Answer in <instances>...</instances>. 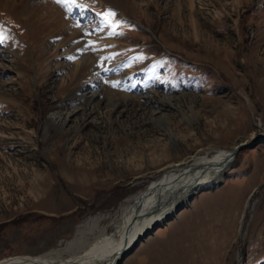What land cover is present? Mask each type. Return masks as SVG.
<instances>
[{
    "label": "rangeland",
    "instance_id": "374dc122",
    "mask_svg": "<svg viewBox=\"0 0 264 264\" xmlns=\"http://www.w3.org/2000/svg\"><path fill=\"white\" fill-rule=\"evenodd\" d=\"M132 1L48 0L38 34L0 6V264L264 135V0ZM182 207L120 264H264V139Z\"/></svg>",
    "mask_w": 264,
    "mask_h": 264
},
{
    "label": "bare ground",
    "instance_id": "6f19581e",
    "mask_svg": "<svg viewBox=\"0 0 264 264\" xmlns=\"http://www.w3.org/2000/svg\"><path fill=\"white\" fill-rule=\"evenodd\" d=\"M18 2H21V10L26 13L27 25L34 33L38 34L43 27H47L43 24V20L46 19L43 14L47 13L48 0H0V6L19 10ZM122 4L133 7L137 11L138 5L135 3L134 5L132 0H122ZM54 16L56 17L53 15L52 18H55ZM60 18L62 16L57 20L52 19L47 28L58 27ZM90 67H93L91 60L85 58L76 67L73 75L86 73ZM18 77L23 78L22 75ZM233 151L194 157L191 161L182 164L178 171L168 174L169 176L162 181L155 183L146 193L133 200V204L129 203L128 206L120 209L114 218L91 219L83 229L77 232L72 241L65 243L64 248L52 250L24 263L16 261L10 264H119L126 250L135 249L136 245L133 244L136 241L145 238L155 228L165 226L173 220L177 210L188 205L191 197L203 189L222 183L226 172L235 161L232 160ZM106 220L108 225L100 228L99 224ZM109 229L112 230L111 233Z\"/></svg>",
    "mask_w": 264,
    "mask_h": 264
},
{
    "label": "water",
    "instance_id": "95a60500",
    "mask_svg": "<svg viewBox=\"0 0 264 264\" xmlns=\"http://www.w3.org/2000/svg\"><path fill=\"white\" fill-rule=\"evenodd\" d=\"M262 139H264V135H260L259 137L253 139V141H251L249 144H241L239 145L238 147L235 148V150L232 152V160H235L237 155L242 151V150H245V149H248V148H251L252 146L258 144L260 141H262ZM193 197H191V200H192ZM183 207L179 208L177 210V214L182 210ZM151 234V233H150ZM150 234H147L146 238L150 235ZM145 238V239H146ZM144 239V240H145ZM143 240V239H142ZM143 240V241H144ZM139 243L136 245L138 246ZM130 252L128 250L125 251L124 255L126 256L127 254H129ZM124 256V257H125ZM125 259V258H124ZM123 258L120 260L119 264L122 263V261L124 260Z\"/></svg>",
    "mask_w": 264,
    "mask_h": 264
},
{
    "label": "snow or ice",
    "instance_id": "6c2138e0",
    "mask_svg": "<svg viewBox=\"0 0 264 264\" xmlns=\"http://www.w3.org/2000/svg\"><path fill=\"white\" fill-rule=\"evenodd\" d=\"M56 2L57 3H61V2H63V0H56ZM75 2H76V0H72V3H75ZM103 15L105 16L106 19H109V23H111V19L110 18L111 17H115L116 13L109 9L107 12L103 13ZM118 23L119 22H117L116 26H118Z\"/></svg>",
    "mask_w": 264,
    "mask_h": 264
}]
</instances>
